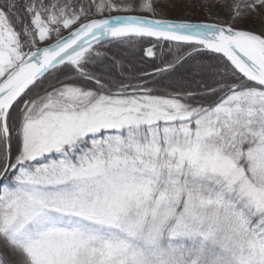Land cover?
I'll list each match as a JSON object with an SVG mask.
<instances>
[{
    "label": "snow or ice",
    "instance_id": "6c2138e0",
    "mask_svg": "<svg viewBox=\"0 0 264 264\" xmlns=\"http://www.w3.org/2000/svg\"><path fill=\"white\" fill-rule=\"evenodd\" d=\"M0 264H264V0H0Z\"/></svg>",
    "mask_w": 264,
    "mask_h": 264
},
{
    "label": "rangeland",
    "instance_id": "374dc122",
    "mask_svg": "<svg viewBox=\"0 0 264 264\" xmlns=\"http://www.w3.org/2000/svg\"><path fill=\"white\" fill-rule=\"evenodd\" d=\"M169 15L175 16V15H177V13L172 12V13H169ZM196 18H197V17H193V19H196Z\"/></svg>",
    "mask_w": 264,
    "mask_h": 264
},
{
    "label": "trees",
    "instance_id": "16d2710c",
    "mask_svg": "<svg viewBox=\"0 0 264 264\" xmlns=\"http://www.w3.org/2000/svg\"><path fill=\"white\" fill-rule=\"evenodd\" d=\"M137 70H138V71H142V70H144V69H143V67H141V68H138Z\"/></svg>",
    "mask_w": 264,
    "mask_h": 264
}]
</instances>
